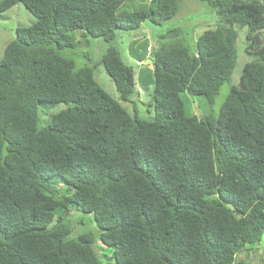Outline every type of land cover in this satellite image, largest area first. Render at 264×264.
<instances>
[{
  "label": "trees",
  "instance_id": "obj_1",
  "mask_svg": "<svg viewBox=\"0 0 264 264\" xmlns=\"http://www.w3.org/2000/svg\"><path fill=\"white\" fill-rule=\"evenodd\" d=\"M125 1H0L2 15L23 4L36 18L0 62V264H255L246 247L264 235V0H198L216 11V29L195 51L182 28L162 35L170 41L152 51L145 85L108 48L99 64L121 101L138 81L154 84L153 121L66 56L79 36L110 43L147 19L170 23L182 6L152 0L150 12L117 15ZM243 28L254 59L239 84L219 116H188L183 93L213 103L231 81ZM59 104L67 109L41 127L40 113ZM72 211L94 215L107 262L91 234L71 236Z\"/></svg>",
  "mask_w": 264,
  "mask_h": 264
},
{
  "label": "rangeland",
  "instance_id": "obj_2",
  "mask_svg": "<svg viewBox=\"0 0 264 264\" xmlns=\"http://www.w3.org/2000/svg\"><path fill=\"white\" fill-rule=\"evenodd\" d=\"M2 1V0H0ZM152 0H126L118 11L117 15H132L138 12H150ZM36 18L29 12L23 4H17L5 14H0V62L6 46L16 38L17 29L28 28L34 25ZM219 22V17L214 9L198 0H182L181 9L176 18L170 23L160 27L154 25L150 20L143 22L142 27L136 31H118L117 38L113 42H106L102 39L84 40L80 36L78 40L82 43L75 50L68 51L66 56L73 58L78 68L91 67L94 69V79L100 87H102L113 99L119 101L121 105L132 115L137 114L140 119L145 121H153L155 118L154 110V84L145 85V81L153 82L152 63H146L149 60V48L152 51L155 47L169 39H162V35L169 30L182 28L184 30L183 38L187 44L196 50L197 39L207 30H215ZM248 29H239V38L237 42L238 63L230 82L224 84L220 94L213 103H210L203 96H193L189 93L181 95L188 116L202 119L206 116H219L221 109L231 91V87L238 85L247 62L254 57L246 54V35ZM137 41L136 44H133ZM133 49H131V45ZM110 46H116L121 52L126 64L135 68L137 78L142 77L143 85L137 82V94L132 97L131 101L124 102L120 100L119 93L115 83L108 75L105 67L99 64V61L106 54ZM137 56H141L144 60L140 65ZM146 63V64H145ZM67 109L64 104L50 106L43 113H40V126H47L52 122L51 117L61 111ZM41 108L39 112H41ZM68 225L72 231L71 236L76 238L81 235L91 234L95 240V248L99 257L105 263L112 256L110 249L105 248L99 238V229L93 214H86L80 211H72L66 218ZM263 245L247 246L249 256L254 259L255 264L264 261V235L262 239ZM243 253L237 259L245 257Z\"/></svg>",
  "mask_w": 264,
  "mask_h": 264
},
{
  "label": "clouds",
  "instance_id": "obj_3",
  "mask_svg": "<svg viewBox=\"0 0 264 264\" xmlns=\"http://www.w3.org/2000/svg\"><path fill=\"white\" fill-rule=\"evenodd\" d=\"M149 52H150V54H149V57H150V55H151V53H152V48H151V47L149 48ZM150 58H151V57H150ZM150 58H149V59H150ZM151 59H152V58H151ZM152 60H153V59H152ZM139 63H140V62H139ZM141 64H142V62L140 63V65H141ZM145 64H146V63H145ZM152 64H153V62H152ZM152 69H153V68H152ZM152 69H151V70H152Z\"/></svg>",
  "mask_w": 264,
  "mask_h": 264
},
{
  "label": "water",
  "instance_id": "obj_4",
  "mask_svg": "<svg viewBox=\"0 0 264 264\" xmlns=\"http://www.w3.org/2000/svg\"><path fill=\"white\" fill-rule=\"evenodd\" d=\"M153 62V60L150 58L149 60H148V62H146V63H152Z\"/></svg>",
  "mask_w": 264,
  "mask_h": 264
},
{
  "label": "crops",
  "instance_id": "obj_5",
  "mask_svg": "<svg viewBox=\"0 0 264 264\" xmlns=\"http://www.w3.org/2000/svg\"><path fill=\"white\" fill-rule=\"evenodd\" d=\"M150 69H152V67H149Z\"/></svg>",
  "mask_w": 264,
  "mask_h": 264
}]
</instances>
